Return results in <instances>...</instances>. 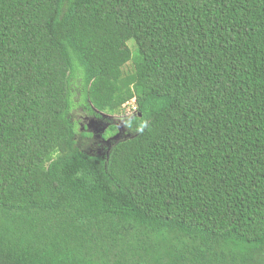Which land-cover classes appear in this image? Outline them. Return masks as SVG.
Segmentation results:
<instances>
[{"label":"trees","instance_id":"1","mask_svg":"<svg viewBox=\"0 0 264 264\" xmlns=\"http://www.w3.org/2000/svg\"><path fill=\"white\" fill-rule=\"evenodd\" d=\"M0 264H264V0H0Z\"/></svg>","mask_w":264,"mask_h":264},{"label":"rangeland","instance_id":"2","mask_svg":"<svg viewBox=\"0 0 264 264\" xmlns=\"http://www.w3.org/2000/svg\"><path fill=\"white\" fill-rule=\"evenodd\" d=\"M134 42L128 43L130 49L133 50ZM127 114V108L124 109V113L119 114V116L112 117L113 125L119 127L121 119ZM73 120L76 122L77 130V145L80 147L81 151L88 153L90 155L103 156L108 154L109 150L112 148L113 144L121 140V135H109V123L103 120H96L85 114L82 108L77 107L73 112ZM120 129V128H119ZM84 135H80V134ZM85 136V137H84Z\"/></svg>","mask_w":264,"mask_h":264},{"label":"built area","instance_id":"3","mask_svg":"<svg viewBox=\"0 0 264 264\" xmlns=\"http://www.w3.org/2000/svg\"><path fill=\"white\" fill-rule=\"evenodd\" d=\"M124 109L127 108V114L126 116H131L136 113V107L134 104V101H131L123 106Z\"/></svg>","mask_w":264,"mask_h":264},{"label":"clouds","instance_id":"4","mask_svg":"<svg viewBox=\"0 0 264 264\" xmlns=\"http://www.w3.org/2000/svg\"><path fill=\"white\" fill-rule=\"evenodd\" d=\"M132 101H134V100H132ZM131 102V101H130ZM135 102V101H134ZM129 103V102H128ZM127 104V103H126Z\"/></svg>","mask_w":264,"mask_h":264}]
</instances>
